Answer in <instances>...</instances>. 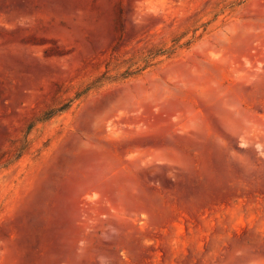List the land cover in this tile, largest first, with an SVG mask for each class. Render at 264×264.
Instances as JSON below:
<instances>
[{"label":"rangeland","instance_id":"1","mask_svg":"<svg viewBox=\"0 0 264 264\" xmlns=\"http://www.w3.org/2000/svg\"><path fill=\"white\" fill-rule=\"evenodd\" d=\"M0 264H264V0H0Z\"/></svg>","mask_w":264,"mask_h":264},{"label":"trees","instance_id":"2","mask_svg":"<svg viewBox=\"0 0 264 264\" xmlns=\"http://www.w3.org/2000/svg\"><path fill=\"white\" fill-rule=\"evenodd\" d=\"M47 117H44V119H46Z\"/></svg>","mask_w":264,"mask_h":264}]
</instances>
